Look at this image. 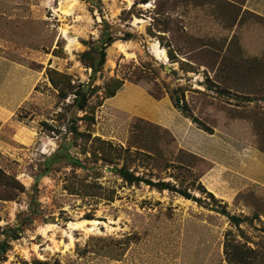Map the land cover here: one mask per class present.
I'll use <instances>...</instances> for the list:
<instances>
[{
	"label": "rangeland",
	"instance_id": "374dc122",
	"mask_svg": "<svg viewBox=\"0 0 264 264\" xmlns=\"http://www.w3.org/2000/svg\"><path fill=\"white\" fill-rule=\"evenodd\" d=\"M127 82L169 96L199 149L106 106ZM257 148L264 0H0V264H232L227 239L264 252Z\"/></svg>",
	"mask_w": 264,
	"mask_h": 264
},
{
	"label": "crops",
	"instance_id": "0c3cea01",
	"mask_svg": "<svg viewBox=\"0 0 264 264\" xmlns=\"http://www.w3.org/2000/svg\"><path fill=\"white\" fill-rule=\"evenodd\" d=\"M105 105L112 106L115 109L130 115L131 117L144 119L162 126L170 132L179 135V137L182 138L180 139V142L189 146H193V144H195L196 147L194 148L199 149L198 146L202 141L201 137H203L204 133L198 131L199 129L196 125L194 126V133L191 132L192 123L174 106V103L169 96L156 98L155 95L151 94L142 84L127 82L123 84L114 96L107 98ZM238 132L239 129L236 128L235 130L233 129V133H235V135L232 133H226L227 136L234 135L233 137L243 143L242 146H244V148H249L250 144L248 143L247 138ZM193 134L194 136H192ZM214 135L216 134L214 133ZM192 137H194V139ZM196 139L198 140L197 143ZM240 149L243 148H238L236 152L239 153ZM226 157L231 158L229 154H227ZM210 158L216 161L217 166L221 167L224 165L221 157L213 154ZM257 161L259 162V165ZM247 162L250 163L252 165V169H254V172L250 175V180L264 187V151L257 148L256 153H254L252 157L250 156ZM254 163H257V165L254 166ZM226 166H228L227 162Z\"/></svg>",
	"mask_w": 264,
	"mask_h": 264
},
{
	"label": "trees",
	"instance_id": "16d2710c",
	"mask_svg": "<svg viewBox=\"0 0 264 264\" xmlns=\"http://www.w3.org/2000/svg\"><path fill=\"white\" fill-rule=\"evenodd\" d=\"M113 41H114V38L112 36L109 37L107 39V41L104 42V44L101 47V49L98 50V53H99L98 61L97 62L92 61L90 63L91 67L95 71H99L100 67L105 64L106 56H107L106 48ZM122 86H123V84H122ZM117 91H119V90H117ZM117 91L111 93L108 97L114 96L117 93ZM85 97H87V96H85ZM162 97L163 96L158 97V98H162ZM86 106H87V98H84L83 102H81V104H80V108L82 107V109H84ZM119 172L130 183L144 181V182H146L148 184L156 185L154 182H152L150 180H145L142 177H139V176L135 175L134 173H132L128 169L122 168V169H119ZM39 178H40V175H37L35 177V179H36L35 185H37ZM158 185H163L162 188H170V189L175 188V187L171 188L169 185H164V182H160V183H158ZM173 190L179 191L181 194L185 195L186 197H189V198L193 197V196H191L190 193H188V191H181V190H178V189H173ZM230 218L232 219V221L234 223H240V218H238L237 216L230 215ZM230 241L231 240H229V239H227L225 241L226 242L225 243L226 257L228 258V261L230 263H232V264H264V252H261V251L258 252L256 249L248 247V246H246V245H244L242 243H239V242L231 243ZM6 248H7V246L2 243V250L5 251Z\"/></svg>",
	"mask_w": 264,
	"mask_h": 264
},
{
	"label": "bare ground",
	"instance_id": "6f19581e",
	"mask_svg": "<svg viewBox=\"0 0 264 264\" xmlns=\"http://www.w3.org/2000/svg\"><path fill=\"white\" fill-rule=\"evenodd\" d=\"M67 3V2H66ZM73 7V6H72ZM156 51V50H155ZM164 54H166L165 52H164Z\"/></svg>",
	"mask_w": 264,
	"mask_h": 264
}]
</instances>
